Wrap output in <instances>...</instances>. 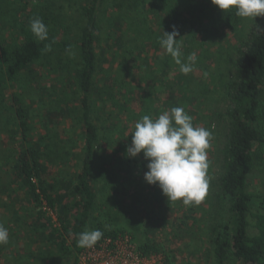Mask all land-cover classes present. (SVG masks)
Segmentation results:
<instances>
[{
	"label": "trees",
	"instance_id": "obj_1",
	"mask_svg": "<svg viewBox=\"0 0 264 264\" xmlns=\"http://www.w3.org/2000/svg\"><path fill=\"white\" fill-rule=\"evenodd\" d=\"M34 1L0 0V6L18 5V9L13 12L15 20L10 25L15 33L9 38L2 37L5 26L0 12V116L9 115L10 122L18 128L16 134L19 137L18 146L21 147L14 151L12 169L17 184L26 189L29 200L34 205L32 220L51 239L58 253L64 257L68 255L67 264H79V255L83 250L78 247L80 233L99 229L104 233L100 241L108 236L129 234L124 229H109L99 221L89 227L97 202L94 183L103 182L104 185L116 186L122 182L129 164L126 152L131 145H120L112 154L107 153L102 157L97 154L102 138L98 126L92 120V95L100 68L97 51L98 47H102L100 14L108 0H88L80 8L79 16L84 23L80 26L75 41L57 26L52 27L45 5L41 1ZM148 2L149 0H133L124 19L120 16L110 22L113 33L108 35V40L111 41L108 46L112 47L113 40L119 47V50H114V60L121 57L126 63L131 62V68L141 64V61L149 60L146 50L151 48V44L146 42L144 35L148 16L145 15L146 10L139 8L145 7ZM163 3L159 12L171 24L170 33L174 29L180 32L182 27H188V33L181 43L182 59L186 62V58L195 52L196 68H199L203 76L209 75V57L204 58L209 55L211 43L218 46L229 33L233 34L243 18L238 17L235 10L223 12L212 0H163ZM22 12L25 16L17 15ZM36 17L41 18L48 27L47 41L37 40L30 31V22ZM11 19L5 16V22L9 24ZM149 31L150 29L147 33ZM198 35H201L199 41ZM135 36L141 39L137 45L134 43L138 54L132 57L133 48L128 47L126 40ZM160 38L162 36L159 40ZM176 39L180 40L179 35ZM45 44L52 45L50 52L43 50ZM159 46L157 44L154 47ZM103 52L105 53V49ZM71 53L78 55L75 79L84 127V155L76 178L62 184L59 180L50 179L46 167L49 160L44 149L46 143L37 142L31 135L33 120L26 102L28 89L33 88L37 81L34 68L42 66L49 73L46 74L47 77L53 73L58 74L56 63L63 66V60L59 57ZM164 55L163 59L158 56V68L166 76L172 70L178 73L176 78L168 80V99L159 109H154L150 103L152 97L146 99L143 96L141 101L146 105L139 112L135 111L129 105L131 102L127 96L133 94V89L126 91L120 100L121 93L116 92L119 79L115 78L114 83H111L109 102L116 112L113 117H119L121 123L128 122L132 131H135L136 122L144 115L152 117L155 110L157 114H162L163 110L170 111L173 107L186 110L193 95L197 97L199 92L205 94L207 91V80H198L194 76L195 71L187 75L181 73L179 66L165 49ZM231 67L232 76L224 85L228 107L224 115V143L218 157L220 172L215 201L219 209L213 208L210 213L213 223L208 226V240L215 264H264V194L249 188L255 173L256 150L264 146V16L252 20L251 28L242 39L236 61L232 62ZM145 77V80L150 79L147 75ZM107 79H112V70H108ZM9 85L17 88V93L10 100L5 94ZM144 90L141 89V92L146 93ZM148 91L149 94L152 93L151 89ZM155 99L157 100L156 97ZM195 114L197 115V110ZM190 210L191 208L182 223L190 220ZM71 218L73 221H70ZM251 230L255 233L251 234ZM136 246L142 255H162L164 264H174L162 245L146 241L136 243Z\"/></svg>",
	"mask_w": 264,
	"mask_h": 264
},
{
	"label": "rangeland",
	"instance_id": "obj_2",
	"mask_svg": "<svg viewBox=\"0 0 264 264\" xmlns=\"http://www.w3.org/2000/svg\"><path fill=\"white\" fill-rule=\"evenodd\" d=\"M35 1H41L45 5V12L49 13L52 27L57 26L73 41L77 39L80 26L84 23L79 11L88 0ZM132 3L133 0H108L100 14L102 47L97 49L100 68L92 95V120L98 126L102 138L97 152L99 157L107 153L112 154L120 145L131 144L134 132L128 122L121 123L119 117H113L116 112L109 98L114 79H119L116 92L121 93L120 100L126 91L133 89V94L127 95L131 102L129 105L139 112L141 107L146 105L141 101L143 96L146 99L152 97L150 103L154 109H159L168 99V80L176 78L178 73L172 70L166 76L157 64L158 56H161V59L165 56L164 48L161 45L158 48L154 46L160 44L159 37H163V32L170 33L171 29V24L165 21L163 13L159 12L163 7V0H149L145 7H139L146 10L145 15L148 16L147 30L144 32L146 42L151 44V48L146 50L149 54L148 62L141 61V64L131 68V62L126 63L121 57L114 60V50H119V47L113 40L112 47L108 46L111 42L108 35L113 33L110 22L120 16L124 19ZM10 5L0 6L1 19H4L5 26L2 37L5 38L15 33L10 25L15 20L13 12L18 9V5ZM17 15L25 16V13ZM5 16L9 19L13 17L10 24L5 22ZM251 25L252 19L243 18L233 34L229 33L218 46L211 43L209 55L204 58L209 57V75L203 76L199 68H194V76L198 80H207V94L199 92L197 97L193 95L185 112L193 117L194 125L212 132L211 147L207 153L210 162V184L205 199L199 205L185 206L181 201L170 204L158 185H149L145 181L144 173L148 171V161L141 153L137 158L129 157L127 174L121 183L116 186L104 185L103 182L94 183L97 202L91 215L90 228L93 223L99 221L112 230L124 229L137 244L151 241L162 245L174 264H215L208 240V226L213 223L210 219L213 208L219 209L215 201L220 172L218 157L224 143V115L228 107L224 85L232 76V62L236 61L240 43ZM119 33L118 31L117 34ZM187 33L188 27H182L179 32L182 39L180 45ZM200 36L198 35V41ZM140 39L135 36L126 40L128 47L133 48L132 57L138 54L136 45ZM59 59L63 60V66L56 63L58 74L53 73L47 77L46 74L49 73L44 71L42 66L34 68L37 81L33 88L27 91L26 105L30 108L33 120L31 135L37 142L46 143L44 149L48 154L46 167L50 179L59 180L64 184L65 181H73L80 170L84 155V127L81 122L80 94L75 79L78 55L71 53L65 57L60 56ZM108 70H112V79L106 80ZM145 75L150 79L145 80ZM141 89H145L146 93L141 92ZM148 89H151V94ZM5 90L8 100L17 93V88L12 86ZM194 109L197 110V115ZM156 111L153 112L152 118L160 115ZM17 129L10 122L9 115L0 116V224L8 229L10 239L9 244L0 245V264H67L68 255L64 257L58 253L51 239H48L43 229L32 220L34 205L29 200L26 189L16 182L12 169L14 151L21 147L18 146ZM254 166L255 173L249 188L264 194V146L256 150ZM189 208L190 220L182 223ZM54 220L56 221V218ZM254 233V230H251V234Z\"/></svg>",
	"mask_w": 264,
	"mask_h": 264
},
{
	"label": "clouds",
	"instance_id": "obj_3",
	"mask_svg": "<svg viewBox=\"0 0 264 264\" xmlns=\"http://www.w3.org/2000/svg\"><path fill=\"white\" fill-rule=\"evenodd\" d=\"M223 12L235 10L238 17L255 20L264 16V0H212ZM30 31L39 41L49 39L48 27L39 17L30 22ZM179 32H164L159 43L173 58L179 71L185 75L194 71L197 56L193 52L182 59V49L176 37ZM44 51L52 50L45 44ZM131 145L126 155L137 158L143 153L148 161L144 179L149 185H158L171 203L181 201L183 205H199L206 197L210 184L208 149L211 147L212 132L194 125L193 117L184 108L173 107L157 118L144 115L135 124ZM99 229L84 231L78 237V247L92 249L103 238ZM10 243L9 231L0 224V245Z\"/></svg>",
	"mask_w": 264,
	"mask_h": 264
},
{
	"label": "built area",
	"instance_id": "obj_4",
	"mask_svg": "<svg viewBox=\"0 0 264 264\" xmlns=\"http://www.w3.org/2000/svg\"><path fill=\"white\" fill-rule=\"evenodd\" d=\"M79 264H164L162 255H142L129 234L105 237L92 249H83Z\"/></svg>",
	"mask_w": 264,
	"mask_h": 264
}]
</instances>
